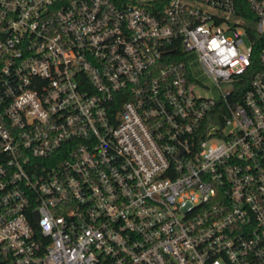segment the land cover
Wrapping results in <instances>:
<instances>
[{
	"label": "built area",
	"instance_id": "obj_1",
	"mask_svg": "<svg viewBox=\"0 0 264 264\" xmlns=\"http://www.w3.org/2000/svg\"><path fill=\"white\" fill-rule=\"evenodd\" d=\"M0 264H264V0H0Z\"/></svg>",
	"mask_w": 264,
	"mask_h": 264
},
{
	"label": "rangeland",
	"instance_id": "obj_2",
	"mask_svg": "<svg viewBox=\"0 0 264 264\" xmlns=\"http://www.w3.org/2000/svg\"><path fill=\"white\" fill-rule=\"evenodd\" d=\"M187 59L193 74L202 84L200 85L198 83H192L191 88L193 87L195 91L201 95H209V94L216 95L213 82L210 79H208L201 71V68L198 65V62L195 58V54L193 52L188 53Z\"/></svg>",
	"mask_w": 264,
	"mask_h": 264
},
{
	"label": "trees",
	"instance_id": "obj_3",
	"mask_svg": "<svg viewBox=\"0 0 264 264\" xmlns=\"http://www.w3.org/2000/svg\"><path fill=\"white\" fill-rule=\"evenodd\" d=\"M251 36H252V38H254L255 39V35L253 34V33H251ZM254 50H255V52H257L258 50H259V44H257V42H256V44H255V42H254ZM247 84V82L246 81H244V85L243 86H245Z\"/></svg>",
	"mask_w": 264,
	"mask_h": 264
}]
</instances>
